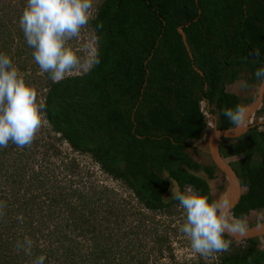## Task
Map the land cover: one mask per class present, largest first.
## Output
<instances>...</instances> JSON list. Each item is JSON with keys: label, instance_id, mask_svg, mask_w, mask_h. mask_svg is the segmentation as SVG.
<instances>
[{"label": "trees", "instance_id": "obj_1", "mask_svg": "<svg viewBox=\"0 0 264 264\" xmlns=\"http://www.w3.org/2000/svg\"><path fill=\"white\" fill-rule=\"evenodd\" d=\"M93 24L101 63L46 85L44 114L54 130L126 177L149 209L171 206L172 180L217 199L190 173L201 167L191 149L208 129L205 108L217 129H231L224 110L253 103L264 81L254 75L264 65V0H107ZM243 80L240 94L229 92ZM234 140L229 163L244 193L232 213L247 220L264 211V125ZM217 169L206 168L211 180ZM227 183L223 174L220 194ZM263 238L235 247L221 264H264Z\"/></svg>", "mask_w": 264, "mask_h": 264}, {"label": "rangeland", "instance_id": "obj_2", "mask_svg": "<svg viewBox=\"0 0 264 264\" xmlns=\"http://www.w3.org/2000/svg\"><path fill=\"white\" fill-rule=\"evenodd\" d=\"M106 1L94 0L93 19L80 40L70 42L72 47L93 31L101 47L93 23ZM25 2L0 0V52L11 56L45 102L50 79L35 63L18 23ZM259 87L253 90L254 100ZM212 195L219 200V185ZM177 203L173 200L167 210ZM144 206L126 177L106 171L93 152L74 149L47 120L30 147L9 144L0 150V264H34L41 255L45 264H160L164 215L142 212ZM81 215L87 223L78 220ZM248 220L261 223L264 211ZM25 237L33 241L28 252L17 248Z\"/></svg>", "mask_w": 264, "mask_h": 264}, {"label": "clouds", "instance_id": "obj_3", "mask_svg": "<svg viewBox=\"0 0 264 264\" xmlns=\"http://www.w3.org/2000/svg\"><path fill=\"white\" fill-rule=\"evenodd\" d=\"M94 0H26L18 23L32 56L42 73L53 83H60L73 74H89L101 63L99 36L88 34L79 47L82 30L94 16ZM259 53V51H258ZM264 80V65L254 73ZM46 105L21 74L11 56L0 52V150L9 144L18 148L30 147L37 132L47 124ZM224 116L239 133L250 119L246 105L226 108ZM214 148V147H213ZM172 200L179 203L185 219L180 231L190 240L192 250L208 258L215 253L228 252L232 241L226 234L243 235L249 230L247 220L235 216L227 196L213 199L193 186H173ZM33 241L25 237L17 248L28 252ZM45 256L34 264H45Z\"/></svg>", "mask_w": 264, "mask_h": 264}, {"label": "built area", "instance_id": "obj_4", "mask_svg": "<svg viewBox=\"0 0 264 264\" xmlns=\"http://www.w3.org/2000/svg\"><path fill=\"white\" fill-rule=\"evenodd\" d=\"M204 114L208 123V129L213 128L211 114L206 108L204 109ZM188 185L198 190L195 185L188 183L184 184L181 189L183 190L185 186ZM158 210L164 215V219L162 218V222L165 223L164 229H160L159 232L164 234L166 241V244H164L158 253L161 256L160 264H221L224 256L231 253L235 247L239 246L245 248L247 246V240L228 238L232 241L231 248L228 252L215 253L208 258L202 257L192 250L190 240L180 231V226L184 222L185 215L183 210L179 207V203L176 204L172 212L167 209ZM158 210H152L144 206L142 212L149 213ZM159 218L161 217L159 216Z\"/></svg>", "mask_w": 264, "mask_h": 264}, {"label": "water", "instance_id": "obj_5", "mask_svg": "<svg viewBox=\"0 0 264 264\" xmlns=\"http://www.w3.org/2000/svg\"><path fill=\"white\" fill-rule=\"evenodd\" d=\"M181 34L183 35L184 40L186 41L187 37L185 32L183 31L182 28L179 29ZM264 99V81L261 84L260 88V93L257 98V100L248 105V110H249V116L254 114L255 112L258 111L260 108L262 102ZM255 125H247L245 130H241L239 133L234 129H227V130H219L216 129L213 134L210 137V151H211V156L218 167V169L227 177V186L225 192L220 194L219 199H222V197L226 193H230V204L232 206V209L238 204L240 201L241 196L244 193V188L242 187V181L239 178L236 170L234 167L224 159V157L221 155L220 148H219V141L220 139H234L238 138L242 135H244L247 131H249L251 128H253ZM208 130V129H207ZM206 130V131H207ZM214 147V148H213ZM191 174L195 175L196 177L205 180L211 190L213 188L217 187V183L213 180H211L208 176L207 173L201 170H189ZM172 183L174 185L180 186L177 180H172ZM171 193L173 194V190L171 189ZM229 238L235 239V240H248V239H254V238H262L264 237V221L261 223H258L253 226H249V230L243 234V235H232V234H226Z\"/></svg>", "mask_w": 264, "mask_h": 264}, {"label": "crops", "instance_id": "obj_6", "mask_svg": "<svg viewBox=\"0 0 264 264\" xmlns=\"http://www.w3.org/2000/svg\"><path fill=\"white\" fill-rule=\"evenodd\" d=\"M231 87V89H230ZM260 88L259 87V91L257 94L256 99L253 101V103L257 100L259 93H260ZM241 89H242V82L240 84H238L237 82L234 84H231L229 86V92L231 93H235V94H239L241 93ZM252 104V103H251ZM250 105V104H249ZM248 106V105H247ZM264 107V99L263 102L260 106V108L258 109L257 112H255L254 114H252L250 116V119L248 121V125H264V121H261V119H264V114H259L258 112L263 109ZM260 115V117H259ZM259 118V119H258ZM257 119L258 123L254 124V122H252L253 120ZM211 122L213 123V128H209L202 136L201 140L199 142H197L194 147L191 149V157L193 158V160L195 162H197L198 164L201 165V167L198 170L204 171L206 172V168L207 167H211L213 166L214 161L212 159L211 156V151H210V137L213 134V132L217 129V118L213 115H211ZM236 143V140L234 139H220L219 141V148H220V152L221 155L224 157V159L226 161H230V155H231V149H232V145H234ZM220 173V175H218ZM216 178L213 180L217 183V185H219L222 181V175L223 173H221V171L219 169H217L215 171ZM173 186L174 184L172 183V190H173ZM213 191V190H211ZM173 198V194L171 193L167 198L166 201H171V199ZM247 223H250V221L248 220Z\"/></svg>", "mask_w": 264, "mask_h": 264}, {"label": "bare ground", "instance_id": "obj_7", "mask_svg": "<svg viewBox=\"0 0 264 264\" xmlns=\"http://www.w3.org/2000/svg\"><path fill=\"white\" fill-rule=\"evenodd\" d=\"M225 196H227V197L230 199V193H229V192L226 193V194L222 197V199H223Z\"/></svg>", "mask_w": 264, "mask_h": 264}, {"label": "flooded vegetation", "instance_id": "obj_8", "mask_svg": "<svg viewBox=\"0 0 264 264\" xmlns=\"http://www.w3.org/2000/svg\"><path fill=\"white\" fill-rule=\"evenodd\" d=\"M255 127V126H254Z\"/></svg>", "mask_w": 264, "mask_h": 264}]
</instances>
